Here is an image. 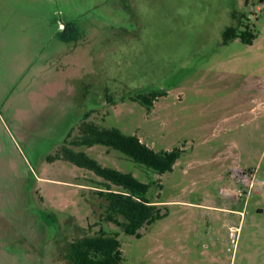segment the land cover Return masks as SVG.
Listing matches in <instances>:
<instances>
[{"label": "rangeland", "instance_id": "374dc122", "mask_svg": "<svg viewBox=\"0 0 264 264\" xmlns=\"http://www.w3.org/2000/svg\"><path fill=\"white\" fill-rule=\"evenodd\" d=\"M237 20L253 44L224 42ZM153 90L166 94L151 110L130 98ZM88 111L182 150L158 174L105 145L80 148L157 182L148 194L168 216L139 237L102 221L103 178L47 159ZM99 222L120 232V264H264V0H0V264H66L61 245Z\"/></svg>", "mask_w": 264, "mask_h": 264}, {"label": "trees", "instance_id": "16d2710c", "mask_svg": "<svg viewBox=\"0 0 264 264\" xmlns=\"http://www.w3.org/2000/svg\"><path fill=\"white\" fill-rule=\"evenodd\" d=\"M257 36L248 23L237 20L234 25L225 29L224 42L228 43L240 38L243 43L251 45ZM165 94L166 91L153 90L138 92L130 98L140 102L147 110H151L155 99ZM91 114L92 111L84 114V119L77 130L70 131L65 144L61 145L54 154H50L47 159L50 162L58 159L70 161L103 178V181L95 182L97 184L95 186L101 188L99 195L104 198L107 206L101 217L102 221L113 222L124 233L139 237L140 229L144 225H150L168 216V210L163 211L164 207L156 204L163 200H152L148 194L152 185L157 182L155 180L144 182L132 172L104 166L80 148L102 144L125 154L158 174L172 171L182 150L179 147L155 150L142 141L137 134L126 133L115 126H101L89 119ZM96 224L101 225V222ZM94 226L89 225L88 230L84 229L81 236H76L67 241L66 245H61L60 260L66 264H120L123 259L120 232L109 231L101 225L97 231L91 233Z\"/></svg>", "mask_w": 264, "mask_h": 264}, {"label": "flooded vegetation", "instance_id": "af4514ba", "mask_svg": "<svg viewBox=\"0 0 264 264\" xmlns=\"http://www.w3.org/2000/svg\"><path fill=\"white\" fill-rule=\"evenodd\" d=\"M57 22H58V25H59V28L60 29H58L59 30V32L60 31H62L64 34L66 33V30H67V24L61 19V18H57ZM57 67H60L61 69H62V71L64 72V70H65V68L67 69L68 67H67V64H60L59 66H57ZM67 75V74H66ZM65 77V76H64ZM69 76H66V82H65V80L62 82V88H61V90L59 91L60 93L63 91V90H65V89H67L68 87V90L65 92V93H63L64 95H67L68 94V92H69V94H70V89L72 88L71 87V83H72V80L70 81V83H69V85L70 86H68V84H67V81H69Z\"/></svg>", "mask_w": 264, "mask_h": 264}, {"label": "built area", "instance_id": "2783aa9c", "mask_svg": "<svg viewBox=\"0 0 264 264\" xmlns=\"http://www.w3.org/2000/svg\"><path fill=\"white\" fill-rule=\"evenodd\" d=\"M240 231V227L238 226H231L230 228V235H231V243L236 248L237 246V239H238V233Z\"/></svg>", "mask_w": 264, "mask_h": 264}, {"label": "crops", "instance_id": "0c3cea01", "mask_svg": "<svg viewBox=\"0 0 264 264\" xmlns=\"http://www.w3.org/2000/svg\"><path fill=\"white\" fill-rule=\"evenodd\" d=\"M68 71H69V69L67 68H65V72H66V74H68ZM68 76H70V75H68Z\"/></svg>", "mask_w": 264, "mask_h": 264}]
</instances>
